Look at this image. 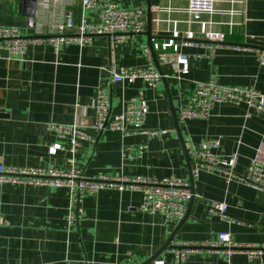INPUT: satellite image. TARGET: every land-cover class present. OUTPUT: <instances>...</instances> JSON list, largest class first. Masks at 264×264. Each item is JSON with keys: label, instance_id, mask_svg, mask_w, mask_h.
Segmentation results:
<instances>
[{"label": "crops", "instance_id": "crops-1", "mask_svg": "<svg viewBox=\"0 0 264 264\" xmlns=\"http://www.w3.org/2000/svg\"><path fill=\"white\" fill-rule=\"evenodd\" d=\"M187 4L188 0L121 1L122 8H144L146 26L142 34L130 35L120 43L98 36L83 49L71 44L58 52L47 44H29L14 59L0 50V164L67 170L70 155L65 151L50 155L48 150L54 144L67 145L68 140L49 126L75 125L96 136L94 145L82 142L75 156L74 166L85 178L121 174L189 181L191 162L190 158V165L186 162L172 110L178 113L197 82L252 87L264 95V66L255 57V50L264 49V0H214L216 14L201 17L211 23V31L225 35V43L214 50L192 22ZM26 8L25 0H0V26L16 27L23 37H31ZM230 10L237 14L223 13ZM67 12L78 24L80 1L75 0ZM147 14L151 41L165 42L176 29L178 43L187 32H193L194 44L181 45L176 53L166 50L172 61L158 62L165 85L162 79L153 89L140 80L113 83L112 69L146 65ZM85 17L94 22L93 13L86 12ZM178 54L187 57L185 75L174 62ZM98 87L110 98L111 115L119 114L142 92L149 110L142 130L156 133L122 137L116 131L94 132V112L85 108ZM247 112L244 104H218L207 119L178 122L188 157L199 144L219 140L215 153L237 154V174L246 170L250 160L262 159L264 114L251 112L246 117ZM130 146H143V155L123 158L122 152ZM192 187L188 215L180 225L181 220L166 224L159 215L140 212L142 194L138 190L105 189L83 197V218L76 229L68 231L66 189L0 185V264H143L171 235V242L207 244L215 242L219 233L228 232L238 244L264 245L263 193L237 182L226 184L218 174L209 173H201ZM212 202L227 204L229 220L207 213ZM167 247L157 258L173 264ZM185 264H264V258L249 262L242 252H235L228 260L220 250L201 248L188 253Z\"/></svg>", "mask_w": 264, "mask_h": 264}, {"label": "built area", "instance_id": "built-area-1", "mask_svg": "<svg viewBox=\"0 0 264 264\" xmlns=\"http://www.w3.org/2000/svg\"><path fill=\"white\" fill-rule=\"evenodd\" d=\"M27 3V26L31 30V37H23L16 27L0 26V50L14 59L21 57L29 44H47L55 52L66 45H76L79 49L91 44L94 37L107 36L120 43L130 35L142 34L146 26L145 10L141 7L122 8L123 0H79L81 18L78 24L73 22L67 12L75 0H25ZM94 14V22H89L85 13ZM187 13L192 22L199 26V33L214 50L225 43V35L209 29L210 22H203V15L216 14L214 0H188ZM232 17L237 14L230 10L223 12ZM229 26L233 23L229 22ZM180 38L178 31H172L170 38L165 42L151 41L150 47L144 48L146 65L141 68L118 71L111 70V81L119 84H133L140 80L147 88H155L161 81L162 75L156 70L152 53L157 60L169 63L172 59L166 55V50L177 52L181 45H193L195 34L187 32ZM246 49V48H244ZM255 57L260 66H264V49L255 50ZM174 62L181 66L180 74L188 72L187 57L176 55ZM218 104L240 105L247 107L246 117L251 112L264 114V95L252 87H224L211 80L197 82L189 100L178 108V122L191 119H207L211 110ZM94 112L92 130L101 133L106 130L116 131L122 137L135 134H150L142 130L143 123L149 112L147 102L142 92L129 100L119 114L111 115V102L103 88L98 87L88 108ZM60 138L68 140L67 145L54 144L48 153L55 155L57 151H65L70 155L71 165L67 170L39 167H5L0 164V185H27L32 187L64 188L68 191L67 230H74L83 218L82 200L85 195H94L105 189H114L118 192L138 190L142 194L139 211L148 215H159L166 224H173L182 220L187 212V205L192 198L190 183L179 178L136 177L117 174L115 176L98 175L85 178L81 171L76 169L75 156L81 148L82 142L96 143V136L75 125L54 126ZM220 145L219 140H207L189 151L191 162V178L197 180L201 173L218 174L226 184L241 183L244 186L260 191L264 194V157L250 160L242 174L235 173L237 154L220 156L215 153ZM144 147H127L122 157L127 159L140 158ZM210 216L221 220H229L228 206L225 202H212L207 210ZM206 248L220 250L229 260L235 252H242L249 262L264 258V245L238 244L228 232H221L215 242L207 244L170 242L166 253L172 258L173 264H185L188 253ZM50 264V263H42ZM70 264V263H69ZM108 264H134L111 262ZM149 264H166L163 258H156Z\"/></svg>", "mask_w": 264, "mask_h": 264}, {"label": "water", "instance_id": "water-1", "mask_svg": "<svg viewBox=\"0 0 264 264\" xmlns=\"http://www.w3.org/2000/svg\"><path fill=\"white\" fill-rule=\"evenodd\" d=\"M148 1V3H149V0H147ZM149 6V5H148ZM149 9V8H148ZM148 13V12H147ZM149 34H150V16H149V14H147V36H148V44H149V46L148 47H150V45H151V39H150V36H149ZM152 57H153V61H154V65H155V67H156V70L161 74V75H163L162 74V72L160 71V67H159V64H158V60H157V57H156V54L155 53H152ZM162 82L164 83V85L166 84L165 83V78L162 76ZM166 94H167V96H168V98H169V102H170V97H169V92H168V89H167V87H166ZM172 115H173V120H174V128H175V131H176V134H177V136H178V138H179V140H180V143H181V146H182V148H183V151H184V155L186 156V162H187V164L188 165H190V162H189V157H188V153H187V151L185 150V147H184V143H183V140H182V137H181V134H180V130H179V124H178V120H177V114H176V111L175 110H172ZM189 183H190V191H191V193H192V195H193V180H192V178H191V176H189ZM190 203H191V199H190V201H189V203H188V206L190 205ZM187 215H188V210H187V212H186V214H185V217L180 221V223H179V225L183 222V220L187 217ZM179 226H177L175 229H177ZM176 230H174V232H175ZM173 235H171L170 236V238L166 241V243L164 244V246L159 250V252L157 253V254H155L154 256H152L149 260H147L146 262H144L143 264H149V263H151L154 259H156L163 251H164V249L170 244V242L173 240ZM162 251V252H161Z\"/></svg>", "mask_w": 264, "mask_h": 264}, {"label": "rangeland", "instance_id": "rangeland-1", "mask_svg": "<svg viewBox=\"0 0 264 264\" xmlns=\"http://www.w3.org/2000/svg\"><path fill=\"white\" fill-rule=\"evenodd\" d=\"M94 38H95V37H94ZM94 38H93V39H94Z\"/></svg>", "mask_w": 264, "mask_h": 264}]
</instances>
